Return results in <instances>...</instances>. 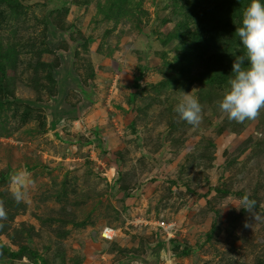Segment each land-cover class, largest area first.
I'll return each mask as SVG.
<instances>
[{"label": "rangeland", "instance_id": "rangeland-1", "mask_svg": "<svg viewBox=\"0 0 264 264\" xmlns=\"http://www.w3.org/2000/svg\"><path fill=\"white\" fill-rule=\"evenodd\" d=\"M250 3L0 0V264H264V110L217 104Z\"/></svg>", "mask_w": 264, "mask_h": 264}, {"label": "clouds", "instance_id": "clouds-1", "mask_svg": "<svg viewBox=\"0 0 264 264\" xmlns=\"http://www.w3.org/2000/svg\"><path fill=\"white\" fill-rule=\"evenodd\" d=\"M235 35L243 46V54L236 56L228 87L217 104L230 122L244 123L256 120L261 110H264V4L261 0H251L243 11L242 23L236 28ZM193 91L182 92L174 111L180 120L196 127L202 122L203 108L199 99L192 94ZM33 186L34 181L26 170L19 169L12 173L9 191L18 204L28 201ZM256 204V200L250 199L249 194L245 193L235 208L237 211L244 209L254 221H260L264 215L255 210ZM6 219L4 202L0 200V221ZM0 227L3 225L0 224ZM245 227L252 225L246 222Z\"/></svg>", "mask_w": 264, "mask_h": 264}, {"label": "built area", "instance_id": "built-area-1", "mask_svg": "<svg viewBox=\"0 0 264 264\" xmlns=\"http://www.w3.org/2000/svg\"><path fill=\"white\" fill-rule=\"evenodd\" d=\"M101 235L104 239L114 240L118 237V231L111 228H106L105 230L102 231Z\"/></svg>", "mask_w": 264, "mask_h": 264}]
</instances>
